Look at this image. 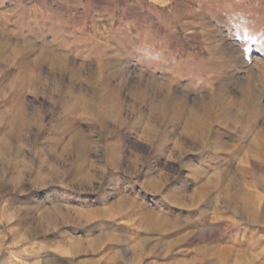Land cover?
Listing matches in <instances>:
<instances>
[{"label": "rangeland", "instance_id": "374dc122", "mask_svg": "<svg viewBox=\"0 0 264 264\" xmlns=\"http://www.w3.org/2000/svg\"><path fill=\"white\" fill-rule=\"evenodd\" d=\"M30 1L26 5L49 12L48 18L65 20L74 35H87L94 58L105 61V74L129 77L122 83L126 88L139 81L144 87L147 76L171 73L183 61L188 133L200 138L192 139L181 127L169 133H179L186 151H195L201 170L193 178L187 169L193 164L150 158L140 132L151 117L133 114L135 107L145 109V100L123 91L120 113L107 115L105 128L112 133L124 122L138 125L132 131L121 125V138L113 141L121 147L115 168L127 172L136 187L132 247L117 260L92 259L86 242L96 235L85 215L73 209L64 189L67 180L36 179V97L29 96L25 125L14 124L7 132L0 128V139L5 134L0 148V264H264V0ZM236 119L259 128L249 132V144L256 134L262 139L257 147L251 145L250 155L257 161L247 164L249 178H233L225 186L209 176L218 167L212 149L220 144L208 143L214 130L206 129ZM41 167L49 173V164ZM161 169L173 185L163 206L151 196L157 187L144 176ZM206 181L210 187L199 191ZM246 197L258 217L256 210L243 209ZM145 238L153 243H144Z\"/></svg>", "mask_w": 264, "mask_h": 264}, {"label": "crops", "instance_id": "0c3cea01", "mask_svg": "<svg viewBox=\"0 0 264 264\" xmlns=\"http://www.w3.org/2000/svg\"><path fill=\"white\" fill-rule=\"evenodd\" d=\"M26 2L31 1L0 0V128L7 132L14 124L25 125V100L36 97V179L67 180L64 189L73 200V209L85 215L86 225L96 235L86 242L85 252L92 259L125 257L132 247L129 228L134 226L131 221L136 187L127 172L115 168L121 147L120 141H113L120 140L121 125L128 131L136 130L138 125L124 122L116 132H106V116L119 115L125 90L135 100L143 98L145 109L135 107L133 114L151 117L140 132L150 158L162 164H193L187 169L193 178L199 177L200 158H195V151H186L179 133H169L181 127L192 139L200 138L188 133L184 62L176 63L174 73L147 76L144 87L139 81L126 88L122 83L129 77L105 74V61L94 58L87 35H74L65 20L48 18L49 12L38 11V7ZM74 38H80V44L74 45ZM229 79L232 80L231 75ZM255 127L250 123L235 126L231 120L223 125H208L206 132L214 130L208 143L220 144L212 149L211 158L218 167L210 178L223 180L225 186L233 178H249L247 164L257 161L250 155L252 147L248 143L249 132L259 130ZM261 150L264 157V149ZM186 154H191L192 159L187 156L186 160ZM42 164L50 165L49 173L41 170ZM162 169L147 171L144 176L152 187H157L151 196L163 206L173 185ZM243 172L245 177H239ZM161 216L156 217L159 223ZM145 242L153 240L145 238Z\"/></svg>", "mask_w": 264, "mask_h": 264}, {"label": "bare ground", "instance_id": "6f19581e", "mask_svg": "<svg viewBox=\"0 0 264 264\" xmlns=\"http://www.w3.org/2000/svg\"><path fill=\"white\" fill-rule=\"evenodd\" d=\"M248 83V82H247ZM250 89V88H249ZM252 90V89H251ZM248 93H249V91H248ZM175 99V98H174ZM235 122L233 123L235 126H237V124H240V122H238V120L236 119V120H234ZM16 127V126H15ZM7 138H8V136H7ZM260 139H262V136L261 135H259V134H256L254 137H253V139H252V141H251V145H252V147H257V145L259 144V141H261ZM255 156V155H254ZM207 182V181H206ZM210 185H211V182H207L206 184H204L201 188H200V190L199 191H205V189H206V187L208 188V187H210ZM198 191V194H199V197H200V192ZM249 198L248 197H246V198H244L243 200H242V204H243V209L245 210V211H247V212H249V213H254L255 212V207L252 205V203H250L249 204V200H248ZM121 206V205H120ZM123 206V205H122ZM121 206V207H122ZM122 209V208H121ZM123 211V210H122ZM255 217H258L259 216V214H258V211L256 210V212H255ZM156 221V220H155ZM157 222V221H156ZM156 222H154L153 221V223H156ZM155 225V224H154ZM135 250V249H134ZM202 252V251H201ZM137 253V252H136ZM116 255H118V254H116ZM115 255V256H116ZM120 256V255H119ZM115 258V257H114ZM117 258H118V256H117ZM116 258V259H117ZM112 259H113V257H112ZM115 259V260H116Z\"/></svg>", "mask_w": 264, "mask_h": 264}]
</instances>
